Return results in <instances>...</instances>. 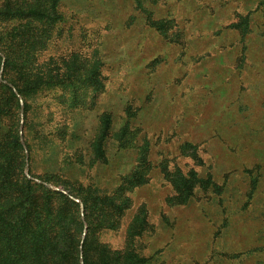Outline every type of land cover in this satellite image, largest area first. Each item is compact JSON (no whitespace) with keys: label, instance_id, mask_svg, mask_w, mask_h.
Segmentation results:
<instances>
[{"label":"rangeland","instance_id":"rangeland-1","mask_svg":"<svg viewBox=\"0 0 264 264\" xmlns=\"http://www.w3.org/2000/svg\"><path fill=\"white\" fill-rule=\"evenodd\" d=\"M0 73L23 173L107 196L111 258L264 264V0H0Z\"/></svg>","mask_w":264,"mask_h":264},{"label":"trees","instance_id":"trees-1","mask_svg":"<svg viewBox=\"0 0 264 264\" xmlns=\"http://www.w3.org/2000/svg\"><path fill=\"white\" fill-rule=\"evenodd\" d=\"M21 14L40 19L54 18L36 9L21 11ZM0 87L1 120L8 104L17 98L7 83L0 82ZM16 90L20 94L23 92L18 86ZM70 100L72 104L77 103V97ZM26 106L24 101V124ZM20 107L17 100V118ZM3 125L0 131V264H80V254L84 264H97L96 260L100 264H127L111 258L108 247L100 244L94 235L97 227H111L107 208L116 205L107 196H99L98 192L93 200L90 192L82 193L80 186L64 185L66 193L48 188L43 182H53L50 174L37 177L43 182L28 177L23 173L26 155L18 133V119L15 118L14 124L5 125L3 122ZM24 142L28 160L29 145L27 140ZM14 157L21 160L19 168L11 165ZM179 173L182 181L187 183V178L181 171ZM71 195L83 203L88 224L83 238L79 203Z\"/></svg>","mask_w":264,"mask_h":264},{"label":"water","instance_id":"water-1","mask_svg":"<svg viewBox=\"0 0 264 264\" xmlns=\"http://www.w3.org/2000/svg\"><path fill=\"white\" fill-rule=\"evenodd\" d=\"M0 80H2V75H1V73H0ZM15 91V90H14ZM15 93H17L16 91H15ZM22 110H23V104H22V101H21V113H22ZM21 129H22V127L20 128V131H21ZM45 184V183H44ZM47 187H51V188H54V189H57V190H59L58 188H55V187H53V186H51L50 184H45ZM71 198H73L72 196H70ZM74 199V198H73ZM75 201H77V202H79L77 199H74ZM81 263L83 264V261L81 260Z\"/></svg>","mask_w":264,"mask_h":264}]
</instances>
